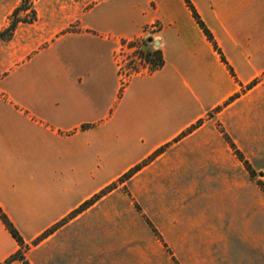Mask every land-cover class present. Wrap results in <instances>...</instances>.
Segmentation results:
<instances>
[{
	"label": "crops",
	"instance_id": "1",
	"mask_svg": "<svg viewBox=\"0 0 264 264\" xmlns=\"http://www.w3.org/2000/svg\"><path fill=\"white\" fill-rule=\"evenodd\" d=\"M189 1L234 76L183 0H101L0 78V209L22 247L231 97L221 113L264 124V0ZM151 24L163 65L118 97L106 36ZM22 247L0 221V264Z\"/></svg>",
	"mask_w": 264,
	"mask_h": 264
},
{
	"label": "rangeland",
	"instance_id": "2",
	"mask_svg": "<svg viewBox=\"0 0 264 264\" xmlns=\"http://www.w3.org/2000/svg\"><path fill=\"white\" fill-rule=\"evenodd\" d=\"M100 1L0 0V31L17 7L28 8L18 13L28 23L0 41V78L74 31L78 17ZM228 104L147 157L133 176H120L91 197L94 204L75 222L65 219L22 247L24 258L30 264H264V124L234 115L240 106L221 113Z\"/></svg>",
	"mask_w": 264,
	"mask_h": 264
},
{
	"label": "trees",
	"instance_id": "3",
	"mask_svg": "<svg viewBox=\"0 0 264 264\" xmlns=\"http://www.w3.org/2000/svg\"><path fill=\"white\" fill-rule=\"evenodd\" d=\"M26 2V0H25ZM183 2L185 3L186 7L188 8V10L190 11L193 19L195 20L196 24L198 25V27L200 28V30L202 31L203 35L205 36V38L207 39V41H209V43L212 45L214 51L217 52V54L220 56V60L222 63H224L227 67V70L229 71L231 76H234L232 69L227 65V63L225 62V59L223 58V56L221 55L220 50L217 48V45L211 35V33L209 32V30L205 27V25L203 24V22L201 21V19L199 18L197 12L195 11L194 7L192 6V4L190 3L189 0H183ZM28 8L25 7V4L17 7L13 12H12V20L10 22V24L7 26V28H5L4 30L0 31V41L5 40V39H9L12 35V32L14 31V29L16 28L18 23H28L27 20L23 19L20 20L18 18V13L21 11H27ZM31 15L34 18V12H31ZM144 57L146 58V60L151 63V65L154 68H160L163 65V60H162V56L161 53L157 50V51H150L149 49L145 50L144 52ZM256 85V82H252L251 84H249L246 87V90L251 89L253 86ZM236 98H238V95H235L233 97H231L228 102H232L234 101ZM231 147L234 149V146L232 144H230ZM140 170L139 165H136L135 167H133L132 169H130L128 172H126L125 174H123L120 179H123L125 177L130 178L131 176H133L136 172H138ZM263 192H264V186L260 183ZM94 204V202L92 201V199L87 200L86 202H84L83 204H81L76 210H74L71 214H69V216H67V218H65L66 220H71L73 218H75L77 215L82 214L84 211H86L88 208H90L92 205ZM64 219V220H65ZM64 220H62L61 222L57 223L55 226H53L52 228H50L49 230H47L45 233L50 232L53 228H57L58 225H60V223H62ZM0 221L2 222V224L4 225V227L6 228V230L9 232V234L11 235V237L17 242V244L22 247L23 246V241L21 239V237L19 236V234L17 233V231L15 230V228L13 227V225L11 224V222L8 220V218L3 214V212L0 209ZM43 233V234H45ZM42 234V235H43ZM12 261H18L21 264H29L22 252L19 250L17 253H15L14 255H12L7 262H12Z\"/></svg>",
	"mask_w": 264,
	"mask_h": 264
},
{
	"label": "built area",
	"instance_id": "4",
	"mask_svg": "<svg viewBox=\"0 0 264 264\" xmlns=\"http://www.w3.org/2000/svg\"><path fill=\"white\" fill-rule=\"evenodd\" d=\"M155 25L145 26L138 37L131 39H113L106 36L113 40L111 61L117 78L118 97L122 96L132 80L148 77L157 70L144 57L145 50H158L159 44L155 46L153 42L157 40L152 37L159 29ZM148 38L152 39V43H147Z\"/></svg>",
	"mask_w": 264,
	"mask_h": 264
},
{
	"label": "water",
	"instance_id": "5",
	"mask_svg": "<svg viewBox=\"0 0 264 264\" xmlns=\"http://www.w3.org/2000/svg\"><path fill=\"white\" fill-rule=\"evenodd\" d=\"M147 43H152V39H151V38H148V39H147ZM153 44H154L155 46H157V45H158V42H153Z\"/></svg>",
	"mask_w": 264,
	"mask_h": 264
}]
</instances>
